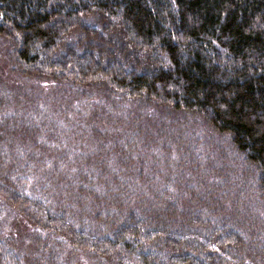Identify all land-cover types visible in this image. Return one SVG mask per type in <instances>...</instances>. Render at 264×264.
I'll list each match as a JSON object with an SVG mask.
<instances>
[{
    "label": "trees",
    "instance_id": "obj_1",
    "mask_svg": "<svg viewBox=\"0 0 264 264\" xmlns=\"http://www.w3.org/2000/svg\"><path fill=\"white\" fill-rule=\"evenodd\" d=\"M0 38L20 79L56 86L46 105L10 90L25 124L0 129L17 158L1 161L0 200L47 251L35 264H264V0H0ZM49 135L86 143L53 162L66 184L33 177ZM54 181L76 211L51 203ZM2 233L0 264H26Z\"/></svg>",
    "mask_w": 264,
    "mask_h": 264
},
{
    "label": "rangeland",
    "instance_id": "obj_2",
    "mask_svg": "<svg viewBox=\"0 0 264 264\" xmlns=\"http://www.w3.org/2000/svg\"><path fill=\"white\" fill-rule=\"evenodd\" d=\"M11 50H13L11 42L7 39H1L0 38V79L4 78V81L0 80V101H1L0 107H2L3 109L4 108H10V109H8V111L6 110V111L0 112V113H5L2 117H0V129L3 127L2 125H4L3 128H5L6 126L9 127L11 124H13L12 120L17 121V122L20 121L19 125L25 124L24 119H22V121H21V113L19 112V109L22 107V105L19 102L16 101L15 103L4 104V102L7 99L8 93H10V90L18 93V91H20L21 88H24L26 91H29L27 93H31L30 92V89H31V90H33L32 92L38 91L37 94L40 97V100H41L43 105H46L48 103V101H51V97L49 98L50 93L46 92L45 90H50V87H51V85H53V83L51 81L44 80L41 82V84H39V82H34L33 79H31V80H29V79L26 80L25 78L20 79V77L17 76L12 71L13 69L8 62V60H9L8 57H9V54L11 53ZM5 60H6V62H5ZM5 82H6V85H5ZM54 87H56V86H54ZM62 88H66V87H62ZM19 95L22 96L21 94H19ZM16 103H18V104H16ZM30 107H31V105H30ZM41 109L44 110L45 112L49 111V108H47V107H41ZM12 112L14 114H16L15 117H13ZM67 129L71 130L69 128H67ZM187 131L190 132L191 130L188 128V129H186V132ZM63 138L67 139L66 136H63ZM11 139L12 138L7 139L6 144H8ZM41 139H42V142L45 143L46 145H41V142H40V148L48 152V154L50 155V159L52 161V164L41 163V165H43V166H41L40 169H38V166L35 168L33 177L42 179L46 175V180H51L50 174H48L47 172L53 170L55 173H57L58 176H61L62 181L64 182V184H66V181L70 180L68 178V176H71L68 174L64 175V172L69 173L68 166L65 167V166L61 165L60 163H59V165H54L53 162L59 160L60 159L59 157L61 156V154L64 153V155L65 154L67 155L68 150H70L71 152H74V153H79V152H82V150H83V155H84L85 154L84 149H85L86 143H77V144L69 143V144H67L65 141H63L62 138L59 137L57 139L53 135L41 136ZM93 141L95 143V140H93ZM216 146H217V144H215V150H216ZM95 147L97 148L99 153H101L102 149L104 148L103 145L99 142L95 143ZM2 148H3V143H1V141H0V150ZM200 148H201L200 154L201 153L202 154L207 153L209 155V154H211L210 149H211V151L214 152V149H213L214 147L211 146L210 144L206 145L204 143H201ZM5 154L3 153V150L0 151V167H1V161L2 160L6 161L7 163H9L10 166H12V162H14L17 159V158L13 157V155L11 154L10 151H9L8 155H5ZM38 155H40V154H38ZM95 155H96L95 153H91L89 157L95 156ZM224 157L220 158V159L222 162H224V165L226 168V166L229 165L228 163H231V161L226 162L224 160V159H226V157L225 158ZM99 161H103V159H99ZM108 165L111 168V170L116 169L115 162H113L112 164L108 163ZM230 165L232 166V164H230ZM109 167H107V169H109ZM91 171H93V170H91ZM123 174H125V173H123ZM151 174H152V171L149 170L148 176H150ZM77 176H79L81 179L85 177V175H83L79 172H77ZM114 176L116 177V180H119L118 176L115 174H110V176H106L104 174H99L98 179H100V178L112 179ZM17 178H20V177L18 176ZM17 178L15 176V179H17ZM153 179L155 180L154 176H153ZM35 181H37V180H35ZM256 182H257L256 179L253 178V180L251 181V186L254 189L252 192H253V195L255 196V201L258 202V199L256 197V192H255ZM56 184H60V182L54 181L53 186H55V187L54 188L49 187V191L51 192V194L54 197V199H51V203H53V205L57 208V210H60L61 213L65 210L66 211L69 209L71 210V208L74 211H76V207H73V205L69 206L68 201L64 200V198L61 195L62 191L58 192V190L62 189V188H59L60 186H57ZM30 186L33 187L31 181H30ZM67 190H69V189H67ZM53 191H55V192L53 193ZM79 191H81L80 187H79ZM252 202H254V198H253ZM258 211H260V217L262 218V221H259V223H261V225H264V206L258 207ZM25 227H27V225L25 222L24 215L21 212H19L18 210H16L13 206L8 205L5 202H3L2 200H0V233H2V232L11 233V237L14 239V240H12V245L15 247L16 253L21 255L24 258L26 264H35V261H37V260H40L41 262H43L47 251H42L41 253H39V246H38V244L35 245V241H33L34 238L38 237L37 233L34 230H32V233H29V232H27V230H25ZM15 230H16V234L12 235V233ZM2 234L4 236H6V234H4V233H2ZM45 237H46V235H45ZM48 239L54 240L55 237L54 238L53 237L48 238ZM55 242L61 243L58 239H56ZM58 247H59L60 254H62V257L65 258L66 260L72 262V263H75V262H78L81 260H84L87 262V259H85V257H92L91 255H88V254L85 255L86 252H84V251L73 252L69 248H67L66 245H63L62 247L61 246H58ZM50 262H53V261H49V262H45V263L50 264ZM90 264H92L91 261H90Z\"/></svg>",
    "mask_w": 264,
    "mask_h": 264
}]
</instances>
